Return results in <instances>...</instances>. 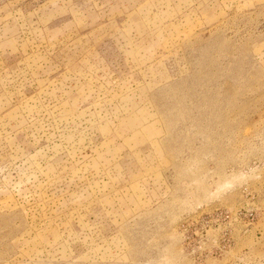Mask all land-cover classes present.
<instances>
[{
  "label": "rangeland",
  "instance_id": "obj_1",
  "mask_svg": "<svg viewBox=\"0 0 264 264\" xmlns=\"http://www.w3.org/2000/svg\"><path fill=\"white\" fill-rule=\"evenodd\" d=\"M0 264H264V0H0Z\"/></svg>",
  "mask_w": 264,
  "mask_h": 264
}]
</instances>
